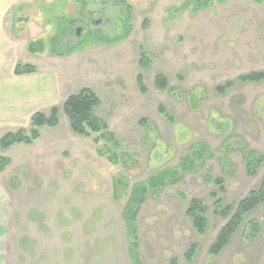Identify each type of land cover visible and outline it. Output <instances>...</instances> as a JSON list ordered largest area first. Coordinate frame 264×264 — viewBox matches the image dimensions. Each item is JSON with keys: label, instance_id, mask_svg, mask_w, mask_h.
Here are the masks:
<instances>
[{"label": "rangeland", "instance_id": "1", "mask_svg": "<svg viewBox=\"0 0 264 264\" xmlns=\"http://www.w3.org/2000/svg\"><path fill=\"white\" fill-rule=\"evenodd\" d=\"M115 1L36 0L21 14L29 17L31 26L40 19L46 53H52L55 41L62 55L43 59L28 54L21 59L42 75H54L62 107L59 127L44 128L39 145L16 146L11 156L18 165L30 157L38 161L49 135L62 139L54 144L52 164L58 166H11L10 185L0 183V264H133L123 220L128 198H115L113 178L122 173L131 185L144 183L180 168L200 145L210 149L203 165L198 160L193 170L178 175V182L149 194L142 207L138 231L143 263L170 264L177 258L179 264H264V204L246 217L220 255L210 254L230 220L215 215L212 194L219 193L224 206L236 210L264 187V164L251 177L245 157L246 149L264 157V82L239 80L264 72V4L200 0V11L194 12V4L182 9L190 0H165L150 13L135 14L130 6H115L125 4L122 0ZM17 12L11 15L15 18ZM80 20L89 21L83 36H69L70 26L81 25ZM132 31L129 44L126 36ZM140 47L147 49L148 70L139 66ZM161 74L169 83L166 91L157 87ZM84 88L98 96L95 113L122 142V152L130 158L127 166L111 165L98 155L92 138L71 129L64 97ZM161 105L173 123L161 114ZM21 151L30 156L22 157ZM209 171L211 180L206 178ZM217 180L224 181L225 193ZM192 199L208 209L205 234H199L186 215ZM255 220L260 234L251 244L245 235ZM192 246L196 253L189 260Z\"/></svg>", "mask_w": 264, "mask_h": 264}, {"label": "trees", "instance_id": "2", "mask_svg": "<svg viewBox=\"0 0 264 264\" xmlns=\"http://www.w3.org/2000/svg\"><path fill=\"white\" fill-rule=\"evenodd\" d=\"M256 3H263L264 0H255ZM194 4V5H193ZM193 5V11H200V0H190L182 7L183 10H189ZM185 8V9H184ZM39 43L32 42L29 50L34 52ZM42 47V46H41ZM39 47V49L41 48ZM42 49V48H41ZM40 49V50H41ZM140 66L142 69H150L151 61L148 53L141 50ZM38 69L33 65L19 64L16 67V75H27L37 73ZM242 83H261L264 82V72L252 73L243 76L239 79ZM138 83L142 92H146L142 75L138 77ZM158 89L166 91L169 89V83L164 75H158L156 79ZM100 100L98 96L89 88H84L80 93L72 95L68 98L63 106V112L68 117L71 129L74 133L85 138H92L97 147V153L100 157L106 158L113 165L127 166L129 157L122 152V142L117 135L111 130L110 125L102 118L98 117L95 109L99 106ZM160 112L166 119L173 123L174 119L168 113L165 106H160ZM60 109L54 107L49 114L36 113L31 120L29 128H21L14 132L0 135V151L6 153L16 145H34L41 137V129L44 127H57L60 124ZM210 155V149L207 145H200L193 152L185 156L183 165L176 170H166L153 176L148 181L140 184L131 185L130 181L122 174H118L113 178V191L116 199L121 200L127 196L128 200L123 212V220L126 224L128 238V254L133 264H144L140 253V237L138 231V220L149 194H157L169 183L178 182V175L184 170H193L196 167V162L200 160V165H203L204 158ZM247 159V171L249 176L255 177L258 170L264 164V157L259 155L257 151L249 149L245 150ZM11 165V160L8 157L0 156V175L4 174ZM201 167V166H200ZM206 178L211 180V171L206 172ZM219 190L222 193L226 192L224 181H215ZM185 199V196H183ZM212 197L215 200V215L225 219H229V223L221 230L214 245L210 249L212 256L220 255L231 243L239 228L244 224L246 217L254 212L258 207L264 204V187L259 192H253L250 196L241 201L238 208L235 210L231 206H224V201L219 198V193H213ZM207 207L202 201L192 199L189 209L186 213L187 217L193 221V224L199 234H205L208 229V220L206 215ZM260 234V223L251 221L249 230L246 232L245 240L249 243H254ZM196 253V247L192 246L187 253L188 259H193ZM170 264H179L177 258H173Z\"/></svg>", "mask_w": 264, "mask_h": 264}, {"label": "crops", "instance_id": "3", "mask_svg": "<svg viewBox=\"0 0 264 264\" xmlns=\"http://www.w3.org/2000/svg\"><path fill=\"white\" fill-rule=\"evenodd\" d=\"M122 1L125 2V4L115 3V6H118L122 9H124L125 6H130V8H132L135 14L139 12L141 13L143 11L150 13L156 5L158 6V4L161 5L163 1L165 2V0H153V1L152 0H122ZM34 2H36V0H0V131L4 130L5 132H8L7 130H9L10 128H15L17 130L21 128H29L31 125L32 117L36 113L41 112L48 114L50 113L52 108L58 107L60 109V107H62L60 105L61 99L57 97L58 88H57V81L55 82L54 75L52 74L42 75L41 70H39L36 66L35 67L38 69L37 73L27 74V75L15 74L17 65L19 64L27 65L24 62L22 63L21 59H27L28 54L31 56L41 55L43 56V59H50L54 56H58V57L62 56L55 49L54 46L55 41L52 42L53 45L51 46L53 48L52 53L50 54L46 53L44 42L42 41V38L44 37L43 36L44 33L39 34L41 24L44 27L45 25L40 19L37 20L38 22L37 24H33V26H31L28 19L29 17L27 18L24 15L21 16V14H23V11L27 10V6L30 7L33 6L34 4L32 3ZM260 4H264V2ZM69 5L71 6V4ZM14 9L20 12V13L17 12L19 15L15 16V18L14 16L11 15L12 10ZM101 9H106V7H102ZM94 12L95 11L91 13ZM106 14L108 15L107 12ZM108 16H106L105 18L109 22ZM149 18L150 17H146V19L144 20L145 21L144 27L149 26V20H150ZM83 22L86 21L80 20L81 25L78 26H82ZM98 23H96V25ZM78 26H76V22H74L70 26L69 36L76 37L72 34V30H74V28ZM29 32H32L31 39L29 37ZM34 32L36 33L35 36H34ZM134 32L135 31H132L130 35L128 34L126 36V38L128 37L129 39V44L131 43V37L133 36ZM32 42H42L43 43V47H41L42 49L40 48L41 49L40 50L39 47H37L34 52H31L29 50V46ZM116 47L122 48L124 46H116ZM128 50H130V46L128 47ZM141 50L147 51V49H145V47L139 48L140 58H141ZM139 66H140V59H139ZM137 82H138V78H137ZM70 96L72 95L69 96L65 95L64 97L65 100L63 104H65V102L68 100ZM59 125L57 127H59ZM57 127H44V128L53 129ZM44 128L41 129L40 139L42 138V130ZM53 135L54 134L49 135V137H51L49 139L50 141L48 142L46 141L42 143L44 145L46 144V147L42 150V152L36 155V156L40 155L41 159H38V161L36 160V157L33 159L30 157L26 159L27 164L21 161L20 165H18L16 163L17 160L13 159L11 154L13 152V148L19 145L12 147L6 153H2L0 151V156L8 157L11 160L10 167L7 168L4 174L0 175V183L2 185L4 183L10 185L9 183L10 180H8L9 178L8 175L11 170L10 171L8 170L11 168V166H15V165L28 166L30 165V163L33 162H36L38 164L43 163L44 166L45 164H49L50 166L51 165L58 166L59 163H56V165L52 164L53 151L55 149L54 144L57 143L56 139H62V138H58L59 136H53ZM65 138L66 139L71 138L70 134H65ZM74 140L72 138V141ZM38 141H36L35 144L31 145L30 147L33 146L36 147L37 145H39V144L36 145ZM39 148L41 150V147ZM25 155H29V152L24 153L23 151H21V156L23 157Z\"/></svg>", "mask_w": 264, "mask_h": 264}, {"label": "flooded vegetation", "instance_id": "4", "mask_svg": "<svg viewBox=\"0 0 264 264\" xmlns=\"http://www.w3.org/2000/svg\"><path fill=\"white\" fill-rule=\"evenodd\" d=\"M92 23H93L94 25H96V23H98V22H96V21H92L91 24H92ZM88 24H89V21L83 22V25H82V26L75 27L74 30H72V34H73L74 36H76V37H77V36H78V37L83 36L84 32H85L86 29H87Z\"/></svg>", "mask_w": 264, "mask_h": 264}]
</instances>
